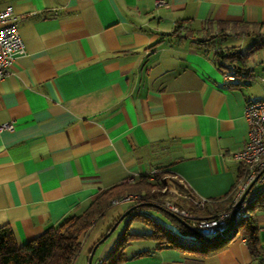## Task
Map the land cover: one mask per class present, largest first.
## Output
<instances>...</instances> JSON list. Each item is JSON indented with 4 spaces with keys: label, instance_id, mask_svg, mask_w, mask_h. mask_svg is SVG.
Listing matches in <instances>:
<instances>
[{
    "label": "crops",
    "instance_id": "obj_1",
    "mask_svg": "<svg viewBox=\"0 0 264 264\" xmlns=\"http://www.w3.org/2000/svg\"><path fill=\"white\" fill-rule=\"evenodd\" d=\"M167 1L0 0L23 41L0 80V124L13 123L0 131V226L10 227L17 244L82 212L102 189L153 169L161 199L197 215L228 205L240 170L234 154L247 139L243 107L264 95V0ZM179 21L192 31L172 33ZM216 22L249 31L228 27L218 44L197 42ZM217 45L235 46L242 62L221 68ZM169 185L208 199L206 208ZM256 205L255 251L239 233L205 254L130 239L118 264H264V203ZM126 229L149 232L139 220Z\"/></svg>",
    "mask_w": 264,
    "mask_h": 264
},
{
    "label": "trees",
    "instance_id": "obj_2",
    "mask_svg": "<svg viewBox=\"0 0 264 264\" xmlns=\"http://www.w3.org/2000/svg\"><path fill=\"white\" fill-rule=\"evenodd\" d=\"M215 24L214 30H211L209 27L204 28L205 37L198 38L196 41L218 44L220 43L222 32L228 27L233 34L247 33L249 31L248 26L245 24L227 22H216ZM189 28L187 24L179 21L175 24L172 33L177 35L181 33L186 34V32L192 31ZM217 36L221 37L218 38ZM214 58L223 69H232V65L236 63L238 65L242 62L239 51L235 46L217 45ZM162 186L161 180L157 178L151 180L149 179V175L146 174L131 183H118L106 187L91 199L89 205L82 212L66 216L56 225L48 227L33 239L20 245L16 243L10 227L2 225L0 226V264H72L81 247L83 237L94 220L105 212L113 199H120L125 195H132V203L129 206L135 205V207L125 217L123 230L117 237L110 253L103 258L104 264H118L123 256L122 249L130 239H149L155 243L157 248L173 247L190 249L200 254L214 252L224 246V239L226 238L222 236L212 241H201V243H204V248H193L189 246V243L184 238L182 241H179L178 237L181 236L180 234H191L187 227L175 216H172L166 208L163 207L161 209L146 203L152 201L160 204L162 200ZM263 203L262 200L254 199L251 202L253 205L248 206L250 211L249 217L243 223L237 225L235 232L232 234L239 233L243 235L253 251L257 249L258 227L251 211L256 204L261 205ZM205 208L206 204L201 209ZM151 210L160 212L169 224L175 227V230L153 217L149 212ZM181 217L188 223L190 222L189 218ZM132 220L143 222L148 226L149 232L128 233L126 228ZM110 227L111 225L106 228L105 233Z\"/></svg>",
    "mask_w": 264,
    "mask_h": 264
},
{
    "label": "built area",
    "instance_id": "obj_3",
    "mask_svg": "<svg viewBox=\"0 0 264 264\" xmlns=\"http://www.w3.org/2000/svg\"><path fill=\"white\" fill-rule=\"evenodd\" d=\"M155 6H168L167 0H154ZM23 48V41L18 32L17 19L10 6L0 9V80L8 73V67L14 54ZM260 79L264 82V77ZM243 116L247 122V139L244 146L235 152L234 156L240 163V170L236 183L228 193V205L213 215L199 216L186 209L180 208L168 199H162L160 204L180 216L187 217L190 225L197 228L207 236L221 233L228 221L231 207L249 187V190L242 199L236 210L237 223L246 219L250 215L248 206L251 202L260 197L264 202V95L261 98L248 100L243 107ZM13 123H1L2 129H10ZM155 170L149 172L150 176L155 175ZM168 190L173 194H180L191 200L192 204L201 209L209 201L204 197H190L187 192L180 193L177 189L168 186ZM132 195H125L122 200L131 198ZM113 199V203L122 201ZM234 229L231 227L221 236L229 235ZM91 264H104L103 258H98Z\"/></svg>",
    "mask_w": 264,
    "mask_h": 264
},
{
    "label": "rangeland",
    "instance_id": "obj_4",
    "mask_svg": "<svg viewBox=\"0 0 264 264\" xmlns=\"http://www.w3.org/2000/svg\"><path fill=\"white\" fill-rule=\"evenodd\" d=\"M227 39H229L230 42L232 41H236L238 42V38L237 37H227ZM217 40V39H216ZM219 40V39H218ZM220 40H222L220 38ZM244 40V42H247L248 41V38H243L242 37V41ZM120 200H122V197L120 198ZM122 201H132V197L129 198V199H125V200H122ZM129 203L128 202H119V203H113L111 202V205L105 210V212L98 216L93 224L91 225V227L89 228V231H88V234H87V239H88V243H87V247L85 248V250H82L83 252L81 253L78 252V255H77V258L72 262V264H84L86 263V252H87V249L91 246V244L94 242H96L97 240L100 239V237H102L104 234H105V231H106V228L108 226H112L114 224V220L117 219L128 207ZM127 207V208H126ZM151 214H153L155 216V218L162 222L163 224L165 225H169L172 229L175 230V227L174 226H171L169 224V222H167L166 218L160 213V212H157V211H154V210H151L150 211ZM245 221V219H242L240 220L237 225H240L241 223H243ZM123 227V221L119 222L117 224V226L113 229L112 232H110V234L102 241L100 242L97 246V250L95 251L94 255H93V259H92V262H94L98 257V252H99V249L106 243H109L112 245L117 237L119 236V233L121 231ZM181 236L178 237V240L179 241H182L183 238L185 240H187V242L189 243V246L193 247V248H200V246H204V243H201V240L192 235V234H187V233H182L180 234ZM97 239V240H96ZM96 240V241H94ZM94 243L92 244V246H94ZM92 248V247H91ZM262 250L264 252V246H262Z\"/></svg>",
    "mask_w": 264,
    "mask_h": 264
},
{
    "label": "water",
    "instance_id": "obj_5",
    "mask_svg": "<svg viewBox=\"0 0 264 264\" xmlns=\"http://www.w3.org/2000/svg\"><path fill=\"white\" fill-rule=\"evenodd\" d=\"M250 187V186H249ZM249 187L242 193V195L237 199V201L234 203V205L231 207V210H230V214H229V218H228V221H227V224L224 228V230L221 232V233H218V234H215L213 236H207L203 233H201L197 228L193 227L192 225H190V223H188L187 221H185L180 215L172 212V211H169L167 209V211L172 215V216H175L183 225H185L187 227V229L190 231V233L196 237H198L202 242H205V241H212V240H216V239H219L221 237V234L222 233H225L227 232L231 227L234 226V229L233 231L228 235H232L236 228H237V216H236V210L237 208L239 207L242 199L244 198L245 194L247 193V191L249 190ZM147 204L149 205H152V206H155V207H158V208H161L163 209V206L159 203H156V202H146ZM142 204V203H140ZM135 207V205H131L129 206L114 222V224L110 227V229L102 236L100 237L99 240H97L95 243H94V246H92L91 248V251L88 255V260H87V264H91V259H92V256H93V252L95 250V248L97 247V245L102 242L109 234L110 232L113 231V229L117 226V224L122 220L124 219L126 216L129 215L130 211Z\"/></svg>",
    "mask_w": 264,
    "mask_h": 264
}]
</instances>
